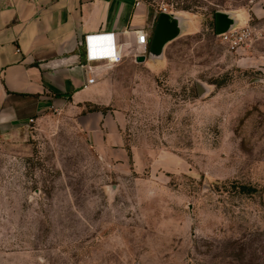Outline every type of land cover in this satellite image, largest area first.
<instances>
[{"label":"rangeland","instance_id":"374dc122","mask_svg":"<svg viewBox=\"0 0 264 264\" xmlns=\"http://www.w3.org/2000/svg\"><path fill=\"white\" fill-rule=\"evenodd\" d=\"M142 1L181 23L113 80L129 160L73 111L0 131V264H264V0Z\"/></svg>","mask_w":264,"mask_h":264},{"label":"crops","instance_id":"0c3cea01","mask_svg":"<svg viewBox=\"0 0 264 264\" xmlns=\"http://www.w3.org/2000/svg\"><path fill=\"white\" fill-rule=\"evenodd\" d=\"M159 14L142 0H0V131L73 111L97 150L127 162L109 109L113 80L148 48L136 55L143 49L136 43L120 48L117 36L136 41L144 31L151 39ZM109 38L120 62L87 58L89 40L97 55L110 52Z\"/></svg>","mask_w":264,"mask_h":264},{"label":"water","instance_id":"95a60500","mask_svg":"<svg viewBox=\"0 0 264 264\" xmlns=\"http://www.w3.org/2000/svg\"><path fill=\"white\" fill-rule=\"evenodd\" d=\"M215 19L217 22V35L228 33L234 24V20L224 12H217ZM180 23V18L167 12H161L149 42L148 55L160 56L165 46L180 35ZM145 61V55L136 58L138 63H144Z\"/></svg>","mask_w":264,"mask_h":264},{"label":"built area","instance_id":"2783aa9c","mask_svg":"<svg viewBox=\"0 0 264 264\" xmlns=\"http://www.w3.org/2000/svg\"><path fill=\"white\" fill-rule=\"evenodd\" d=\"M165 12L167 11L166 9L164 10ZM229 34V33H228ZM228 34H223L225 35V39H229V36ZM232 37H234V35H231V39ZM110 40V52H105V53H100V54H95V49L92 45V40H89V43L92 47V53H91V59L90 60H95V61H98V60H101V59H107L111 62H113V60H115L116 63L120 62L122 60V56H113L114 54V50L112 48V42H113V38H109ZM137 41L144 45L145 46V50L148 48L149 46V42H150V37L148 36L147 33H145L144 31H140L137 33ZM115 55V54H114Z\"/></svg>","mask_w":264,"mask_h":264},{"label":"bare ground","instance_id":"6f19581e","mask_svg":"<svg viewBox=\"0 0 264 264\" xmlns=\"http://www.w3.org/2000/svg\"><path fill=\"white\" fill-rule=\"evenodd\" d=\"M117 41H118V46L120 48H125L127 46H130L133 43H136L137 46L141 47L143 50H145V46L140 44L137 40H131L128 39V35H121V36H117Z\"/></svg>","mask_w":264,"mask_h":264},{"label":"clouds","instance_id":"9594fccd","mask_svg":"<svg viewBox=\"0 0 264 264\" xmlns=\"http://www.w3.org/2000/svg\"><path fill=\"white\" fill-rule=\"evenodd\" d=\"M86 46H87V47H86L87 58H88V59H91L92 47H91L90 43H87Z\"/></svg>","mask_w":264,"mask_h":264},{"label":"trees","instance_id":"16d2710c","mask_svg":"<svg viewBox=\"0 0 264 264\" xmlns=\"http://www.w3.org/2000/svg\"><path fill=\"white\" fill-rule=\"evenodd\" d=\"M182 10L190 11L188 8H183ZM216 13H217V11L214 12V16ZM97 110H98V108H94L92 111H97ZM240 189H241V191L246 192V191H248L249 188L242 186Z\"/></svg>","mask_w":264,"mask_h":264},{"label":"flooded vegetation","instance_id":"af4514ba","mask_svg":"<svg viewBox=\"0 0 264 264\" xmlns=\"http://www.w3.org/2000/svg\"><path fill=\"white\" fill-rule=\"evenodd\" d=\"M213 19H214V31L217 34V22H216L215 16Z\"/></svg>","mask_w":264,"mask_h":264}]
</instances>
